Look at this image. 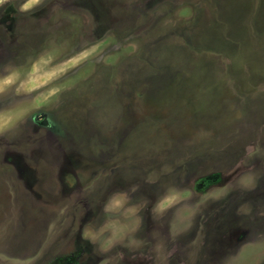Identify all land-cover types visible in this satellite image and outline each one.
Returning <instances> with one entry per match:
<instances>
[{
    "label": "rangeland",
    "instance_id": "rangeland-1",
    "mask_svg": "<svg viewBox=\"0 0 264 264\" xmlns=\"http://www.w3.org/2000/svg\"><path fill=\"white\" fill-rule=\"evenodd\" d=\"M0 264H264V0H0Z\"/></svg>",
    "mask_w": 264,
    "mask_h": 264
},
{
    "label": "clouds",
    "instance_id": "clouds-1",
    "mask_svg": "<svg viewBox=\"0 0 264 264\" xmlns=\"http://www.w3.org/2000/svg\"><path fill=\"white\" fill-rule=\"evenodd\" d=\"M135 186L128 189H115L102 204V219L89 222L82 231L83 238L95 245L100 251H106L118 243L137 246L136 237L142 224L140 215L143 204L134 200L131 193Z\"/></svg>",
    "mask_w": 264,
    "mask_h": 264
}]
</instances>
